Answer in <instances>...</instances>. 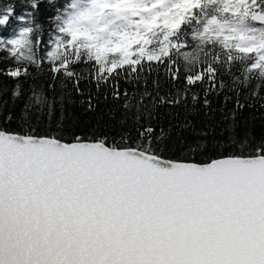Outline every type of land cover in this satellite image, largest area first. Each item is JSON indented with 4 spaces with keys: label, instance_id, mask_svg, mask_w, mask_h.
<instances>
[{
    "label": "snow or ice",
    "instance_id": "obj_1",
    "mask_svg": "<svg viewBox=\"0 0 264 264\" xmlns=\"http://www.w3.org/2000/svg\"><path fill=\"white\" fill-rule=\"evenodd\" d=\"M22 2L0 264H264V0Z\"/></svg>",
    "mask_w": 264,
    "mask_h": 264
},
{
    "label": "trees",
    "instance_id": "obj_2",
    "mask_svg": "<svg viewBox=\"0 0 264 264\" xmlns=\"http://www.w3.org/2000/svg\"><path fill=\"white\" fill-rule=\"evenodd\" d=\"M26 2V0H24ZM8 4L16 5L17 14H21L24 9V3L22 0H0V10ZM64 0H54V3H49L48 0H43L42 11L38 14V22H40L45 31V38H48V33L51 31V24L49 23V18L56 14V7H63ZM16 26L14 21L8 29H0V35L8 36L11 35V29ZM2 79V78H0ZM7 83H11L7 81ZM123 86V85H122ZM86 122H94V118L91 116L84 118ZM259 127V125H257Z\"/></svg>",
    "mask_w": 264,
    "mask_h": 264
}]
</instances>
